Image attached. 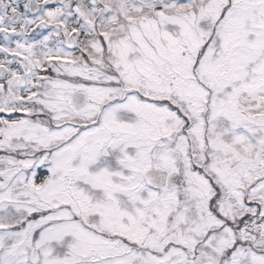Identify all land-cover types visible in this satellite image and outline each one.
I'll list each match as a JSON object with an SVG mask.
<instances>
[{
    "label": "snow or ice",
    "instance_id": "obj_1",
    "mask_svg": "<svg viewBox=\"0 0 264 264\" xmlns=\"http://www.w3.org/2000/svg\"><path fill=\"white\" fill-rule=\"evenodd\" d=\"M0 264H264V0H0Z\"/></svg>",
    "mask_w": 264,
    "mask_h": 264
}]
</instances>
